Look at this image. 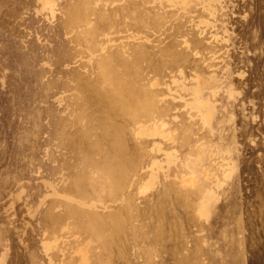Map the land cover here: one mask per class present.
Segmentation results:
<instances>
[{"label":"rangeland","instance_id":"1","mask_svg":"<svg viewBox=\"0 0 264 264\" xmlns=\"http://www.w3.org/2000/svg\"><path fill=\"white\" fill-rule=\"evenodd\" d=\"M0 264H264V0H0Z\"/></svg>","mask_w":264,"mask_h":264}]
</instances>
